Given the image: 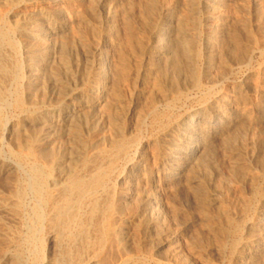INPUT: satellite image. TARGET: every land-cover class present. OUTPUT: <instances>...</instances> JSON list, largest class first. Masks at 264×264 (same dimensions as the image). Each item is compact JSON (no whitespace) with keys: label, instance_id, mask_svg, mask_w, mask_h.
Here are the masks:
<instances>
[{"label":"rangeland","instance_id":"374dc122","mask_svg":"<svg viewBox=\"0 0 264 264\" xmlns=\"http://www.w3.org/2000/svg\"><path fill=\"white\" fill-rule=\"evenodd\" d=\"M28 1L0 0V264H90V251L84 244L75 245L74 236L48 242L53 234L49 225L52 218L44 207L45 188L38 192L42 187L35 173L38 171L46 180L50 172L47 168L55 165V159L48 163L39 156L30 159L25 150H47L58 158L60 164L52 171L51 185L70 175L79 148L90 154L92 144L102 139L103 133L92 132L90 113L82 112L63 126L56 124L53 116L69 96L68 84L75 77L72 49L75 45L89 49L105 24L94 14L95 0L80 6L66 0L35 5ZM165 1L175 9L176 22L172 60L160 64L164 74L169 70L170 76L179 71L189 74L193 69L191 76L202 78L209 52L232 65L230 69L219 59L222 69L213 72V80L202 82L176 103L170 118H163L161 109L157 114L161 117L156 120L154 116L145 124L143 120L137 123L147 106L143 101L133 122L137 128L134 133L145 144L155 139L171 118L206 106L221 93L235 99V130L226 136L229 138L216 141L200 165H195L198 169L185 179L162 182L155 188L145 183L140 189L132 187L137 189L132 198L124 193L116 202L114 219L124 227V243H109L99 264H264V0H218L215 6L211 0ZM148 3L127 0L119 5L125 18L116 21L112 33L127 56L133 54L127 36H132L135 45L147 29L144 20L152 9ZM68 9L80 13L77 21L70 16L64 19ZM65 22H73L75 32H59ZM209 37L216 39L211 51L207 48ZM134 63L126 60V68L134 69ZM84 70L86 82L78 90L85 94L90 90V64ZM119 78L113 97H123L124 106L111 114L112 126L114 122L116 126H111V133L108 129V136L118 126L116 132L124 130V116L137 88L136 80L132 81L135 76ZM147 89L145 97H153L152 88L151 92ZM147 163L149 168L154 165L152 158ZM124 164L119 163L120 172L125 170ZM112 185L120 188L116 180ZM146 187L147 193L143 191ZM148 195L164 204L156 220L145 206ZM100 203L98 208L102 209ZM36 214L45 219L39 222ZM84 219L82 216L79 220L81 227L86 225ZM126 258L128 263L122 262Z\"/></svg>","mask_w":264,"mask_h":264},{"label":"bare ground","instance_id":"6f19581e","mask_svg":"<svg viewBox=\"0 0 264 264\" xmlns=\"http://www.w3.org/2000/svg\"><path fill=\"white\" fill-rule=\"evenodd\" d=\"M61 1L62 0H31L28 2H32L35 5L36 2H53L58 4ZM66 1L76 6H80L86 4V1L88 0ZM126 1L127 0H95L96 6L94 14L96 16L99 15L104 22V30L93 40L89 49L84 47L86 45H75V48L72 49L71 58H73L74 62L72 67H74L75 77L72 79V83H67L69 86L68 91H70L69 96L65 97L58 114H55L54 116L52 115L54 122L63 126L72 122L75 117L82 112L90 113L93 118L92 123L94 124L92 132L103 133L100 142H94L92 144L90 154L87 152V149L79 148V152H77L78 154L74 159L75 161H73V171L70 170L73 173L70 172V175H68L66 179L51 185L52 171H54L56 166L60 164L58 158H53L54 154L47 150L37 151L33 147L25 150L27 151L29 158L30 156L32 158L33 156H39L44 162L55 159L54 162L52 161L55 164L52 168L47 166V169H49L50 172L46 180L40 176L38 171L35 173L37 178L34 177L37 179V184L42 187L39 191L37 189V191L42 192L41 189L45 188V191L43 190L44 195L42 194L44 199H42L44 200L45 209L49 211V215L52 218V223L49 225H51L53 234L49 237L48 242L51 243L55 240L59 241L64 235H68V237L74 236L75 238L73 239L75 245L79 243L84 244L87 250L90 251V264H99V259L102 253L106 252L104 250L109 243L113 241L117 242L119 245H121L122 242L124 243L122 237L124 227L115 223V211L117 210L116 202L124 193L126 198H132L137 190L132 187L136 186L140 189L146 185L149 186V188H155L162 182H177L185 179L191 172H195V169H198L195 168V165H197V163L200 165L199 162L202 158H205L203 156H206L205 153L216 141L225 139L227 135L230 133L232 134L235 130V115L237 114V109L234 106L235 99L226 95V93H221L206 106H201L194 111L187 112L179 117L177 116V118H171L168 126L162 128L163 130L160 131V134L158 132L159 135L156 138L154 137L155 139L148 138L149 140L147 139L148 141H145V144L140 139L139 135L134 133V130L137 128L133 122H135V117L139 116V112L137 113V111L139 110V105H141L143 101L147 102V106L144 107L145 110L141 113L140 117H138L137 123L143 120V124H145V121L154 116L156 120V118L161 117L157 116L158 110L161 109H163L164 112V114H161L162 117H169L171 114L170 111L173 110L176 103L181 99L187 98L185 96L194 88L201 86L202 82L210 83L213 80V72L219 68L222 69L220 67L222 65L221 62L226 63V61H222L219 57L221 60L220 62L217 57L211 56V52H209V56L207 55L208 60L206 63V71L202 78L194 77L193 75L191 76V71L193 69L188 72L190 75L183 71H179L178 73L176 69L174 71L178 73L177 75H168L170 70L167 71L168 74L166 72L164 74L161 71L160 64L162 62L170 64L169 61L172 60L174 41L172 29L176 22L175 9L165 0H147L149 6L150 3L152 4V7L150 6L152 9L148 10V15L144 20L147 29L142 32V35L139 37L135 34L138 38L135 45L132 36H127L130 41V43H128L132 47L133 56L125 55L121 50L118 38L112 33V26L118 19L122 17L125 18L124 12L119 9V5L123 6ZM217 1L218 0H211V4L215 6ZM69 10L70 9H68V11ZM182 12L184 13V11ZM64 14V19H67V17L70 16V18L73 19V22L77 21L78 16H80L79 12L71 10ZM66 22L63 24L64 27L59 29V32L65 34L69 29H72V31L75 32L74 28L71 27L73 22L71 24H67L68 22ZM124 36L126 35L124 34ZM216 38H218V36ZM214 40L216 39L213 37L207 39V48H210ZM126 60L129 63L135 62V68H126ZM89 64L90 72L88 75V82L90 84V90L84 94L78 90V87L80 84L86 82L83 71H85L84 69L87 68ZM174 68L177 67L174 66ZM180 69H182L181 66ZM122 76H124V78L135 76V79L133 78L132 81L136 80L134 84L137 83V88L135 91L133 90L134 97H131L130 106H128L124 116V124L126 125L125 128H123L124 130L122 132H116L118 126L115 131L112 130V134H109L108 136L106 133L108 132V129L109 132L111 131L110 128L112 126L111 114L115 112L114 109H122V106H124L123 97H113L115 88L119 84V77ZM147 88H149L150 92V88H152L153 97H145L146 94L149 93ZM115 118L117 117L114 116V119ZM119 121L120 120H118V122ZM115 123L116 122H114V124ZM227 138L229 137H226V139ZM134 149H136V153L132 156ZM149 157L152 158L154 162V165L153 167L151 165V168H149V163H147L150 159ZM121 162H125V170L122 172H120L118 168L119 163ZM115 180L120 184V188L115 187L117 185H112V182ZM125 187L126 189L129 188L127 189L129 190L128 192H125ZM143 191L149 192L147 187L143 188ZM149 194L152 195L153 193L151 192ZM146 197H149V195ZM147 201L148 202L145 205L146 209L151 212L152 220H156L163 203H161L160 198L155 196H150ZM100 202H103L102 209L98 208L100 207L98 206V203ZM37 216L39 222H41L42 219H45V217L42 218V214ZM82 216L86 221V225L83 227L79 225V220ZM252 251L253 250H251V253ZM122 262L128 263V258L122 259Z\"/></svg>","mask_w":264,"mask_h":264}]
</instances>
